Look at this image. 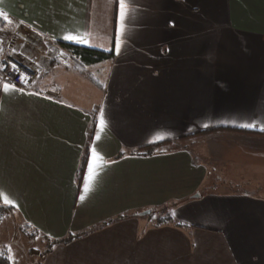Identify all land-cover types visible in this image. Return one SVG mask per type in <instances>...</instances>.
<instances>
[{"label": "crops", "instance_id": "1", "mask_svg": "<svg viewBox=\"0 0 264 264\" xmlns=\"http://www.w3.org/2000/svg\"><path fill=\"white\" fill-rule=\"evenodd\" d=\"M130 7L121 31L119 0H0L6 25L39 39L22 51L40 68L30 92L0 84V192L12 201L0 196L12 208L0 221V253L9 261L25 252L30 264H264V200L199 194L211 174L224 187L264 184L256 175H264V0ZM58 42L114 59L76 71ZM93 147L103 157L95 164ZM23 228L37 233L35 252L20 250L17 236L6 243L29 234ZM68 235L76 238L42 255L44 239Z\"/></svg>", "mask_w": 264, "mask_h": 264}, {"label": "built area", "instance_id": "2", "mask_svg": "<svg viewBox=\"0 0 264 264\" xmlns=\"http://www.w3.org/2000/svg\"><path fill=\"white\" fill-rule=\"evenodd\" d=\"M39 43L30 31L22 24L6 25L0 29V84L9 82L16 88L30 92L33 90L36 80L40 75V68L35 60L27 58L19 49L34 48ZM15 64L19 71L11 69L10 65ZM21 74L26 81H21ZM28 235V232H23Z\"/></svg>", "mask_w": 264, "mask_h": 264}, {"label": "trees", "instance_id": "3", "mask_svg": "<svg viewBox=\"0 0 264 264\" xmlns=\"http://www.w3.org/2000/svg\"><path fill=\"white\" fill-rule=\"evenodd\" d=\"M5 26H6V23L0 16V29ZM57 46L67 54L71 69L76 70V71H85L88 68L100 66L114 59V54L112 51L106 52V51L88 48L85 46H79V45H73V44L61 43V42H58ZM88 78L94 85L98 87H102V83L100 82L99 79L95 78L94 75L88 74ZM90 141H91V138L87 140V146H86L85 153L80 160L79 168L77 171V184L78 185L81 183V180L84 174V170H85V166H86L88 154H89L88 147H89ZM157 147L158 145L141 148L137 151V153L141 152L147 155L152 154L153 151ZM11 211H12L11 207L0 206V221L8 212H11ZM160 212L164 216L160 220V223H167L168 221H170L169 215L166 213L167 212L166 207L161 208ZM23 229H27V228H23ZM36 234L37 233L35 231L29 230L28 235L36 236ZM73 238H76V236L68 235L64 239L55 240V241H51L49 239H44V240L47 241L49 245L50 244L53 245V244H60V243L66 244L69 241H71ZM3 252L0 253V264H7V258L5 257V254ZM46 252H48V250Z\"/></svg>", "mask_w": 264, "mask_h": 264}, {"label": "rangeland", "instance_id": "4", "mask_svg": "<svg viewBox=\"0 0 264 264\" xmlns=\"http://www.w3.org/2000/svg\"><path fill=\"white\" fill-rule=\"evenodd\" d=\"M19 53H23L27 58L31 57L30 55V49L28 51L25 52L22 51V49L18 50ZM257 175V180L258 179H262L264 181V175L262 174H256ZM262 175V176H261ZM211 177L213 178V181L208 182L205 187H202L199 190V194L205 193V192H211V193H244L245 191H247L248 193H251L257 197H259L260 199L264 200V184H261L262 188H254L252 187L253 182H242L245 184H234V185H229L226 184V187H224V178L221 174H211ZM212 180V179H211ZM222 182V183H221ZM264 183V182H263ZM232 184V183H231ZM168 213V209L166 208ZM21 231V230H20ZM16 236L18 237V247L20 250H27V249H32L34 250L33 252H35L37 249H39L40 244L38 242H40V239L36 236H30V235H24L23 232L22 233H18L14 236H10V238L7 240L6 243H10V241L13 238H16ZM42 243V242H41ZM39 244V245H38ZM63 243L60 244H53V245H49V243L47 241L43 242V245H47V250L50 251L51 249L55 248L58 245H61ZM7 250H12V248L8 247ZM48 252H44L45 255ZM42 256H40V261H42ZM39 260V259H38ZM12 261L13 264H30L31 259L29 258V256H26L25 252H18V254L16 255L15 258L11 257L9 259V261L7 260V264Z\"/></svg>", "mask_w": 264, "mask_h": 264}, {"label": "snow or ice", "instance_id": "5", "mask_svg": "<svg viewBox=\"0 0 264 264\" xmlns=\"http://www.w3.org/2000/svg\"><path fill=\"white\" fill-rule=\"evenodd\" d=\"M131 2H132V0H119V16H120V20L122 22L121 31H123V21L126 19V16L128 15V13L132 10L130 7ZM0 15L4 16L5 20L8 19V17L6 15H4L3 13H0ZM9 23H11V21H9ZM63 38L68 39V40H72V41L78 42V43H85L86 42L85 40L79 38L78 36L71 35V34L66 35ZM119 48H120V37H117V43H116L117 51H119ZM10 67L14 71H19L15 64H11ZM0 70H3L2 67H0ZM20 78H21L22 82L26 81V77L23 74H21ZM2 90L5 93L20 91L19 89L16 88V86L14 84H11L9 82H4L2 84ZM104 125H105V121L103 119V114H102L101 120H100L101 129H103ZM241 126L242 127H256L255 124H245V125H241ZM261 130L264 131V129H261ZM96 140H100L99 134H97ZM102 159H103V157L97 152L96 148L93 147L92 148V162H93V164H95L97 161H100ZM89 172H90V174L93 173V165L92 164L89 165ZM88 190H89V185H88V183H86L85 184V192H87ZM0 196L3 197V201L5 204H11L12 203V201L8 199V196L4 195L3 192H0ZM81 199L83 200L84 197L81 196Z\"/></svg>", "mask_w": 264, "mask_h": 264}, {"label": "water", "instance_id": "6", "mask_svg": "<svg viewBox=\"0 0 264 264\" xmlns=\"http://www.w3.org/2000/svg\"><path fill=\"white\" fill-rule=\"evenodd\" d=\"M147 214H149V211L142 212V213L139 214V215L144 216V215H147Z\"/></svg>", "mask_w": 264, "mask_h": 264}]
</instances>
